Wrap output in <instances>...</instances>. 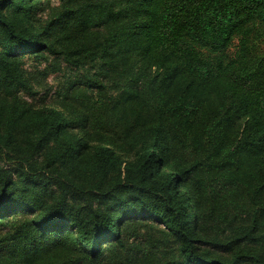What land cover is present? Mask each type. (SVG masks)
<instances>
[{
    "label": "trees",
    "instance_id": "obj_1",
    "mask_svg": "<svg viewBox=\"0 0 264 264\" xmlns=\"http://www.w3.org/2000/svg\"><path fill=\"white\" fill-rule=\"evenodd\" d=\"M0 264H264V0H0Z\"/></svg>",
    "mask_w": 264,
    "mask_h": 264
},
{
    "label": "rangeland",
    "instance_id": "obj_2",
    "mask_svg": "<svg viewBox=\"0 0 264 264\" xmlns=\"http://www.w3.org/2000/svg\"><path fill=\"white\" fill-rule=\"evenodd\" d=\"M29 65H31V64L29 63ZM40 66L43 67L44 64L43 65H40ZM59 75H60V73L50 74L49 77H48L49 84L52 85V86H54V87L57 86V82H58L57 79H58V76ZM41 94H43V92ZM50 101H51V99L48 100L49 103H50Z\"/></svg>",
    "mask_w": 264,
    "mask_h": 264
}]
</instances>
